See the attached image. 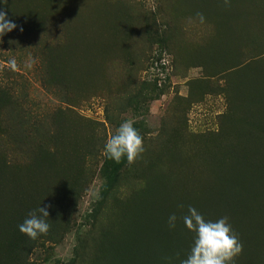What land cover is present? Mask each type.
<instances>
[{"label": "rangeland", "instance_id": "1", "mask_svg": "<svg viewBox=\"0 0 264 264\" xmlns=\"http://www.w3.org/2000/svg\"><path fill=\"white\" fill-rule=\"evenodd\" d=\"M0 11L16 25L0 37V264H180L189 206L228 218L234 264H264V0ZM127 120L145 151L108 178L105 143ZM39 207L50 228L31 240L18 226Z\"/></svg>", "mask_w": 264, "mask_h": 264}, {"label": "clouds", "instance_id": "2", "mask_svg": "<svg viewBox=\"0 0 264 264\" xmlns=\"http://www.w3.org/2000/svg\"><path fill=\"white\" fill-rule=\"evenodd\" d=\"M225 6L229 0H224ZM191 20V18H189ZM196 19L203 24L205 17L202 13H196ZM16 25L7 19V14L0 11V37L13 31ZM11 67H16L15 59L9 61ZM132 120L120 124L115 133L110 136L104 147V155L115 163H121L126 158L128 165H132L145 151L143 136L133 126ZM183 208V205H179ZM37 213L40 215L38 216ZM46 208L29 212L28 218L18 228L20 233L31 240H36L41 235H47L50 225L43 217H48ZM187 230L194 234V243L187 259L180 264H234L235 259L242 254L243 245L238 235L233 232L227 217L216 221H206L198 211L189 206L188 214L182 217ZM177 216L172 214L168 218L170 229L176 227ZM179 255V254H177Z\"/></svg>", "mask_w": 264, "mask_h": 264}, {"label": "trees", "instance_id": "3", "mask_svg": "<svg viewBox=\"0 0 264 264\" xmlns=\"http://www.w3.org/2000/svg\"><path fill=\"white\" fill-rule=\"evenodd\" d=\"M127 160L126 158L122 159L121 163L117 164L113 160L108 159L105 156L104 163H103V169L106 173V176L108 178H112L116 176L119 171L125 166Z\"/></svg>", "mask_w": 264, "mask_h": 264}]
</instances>
